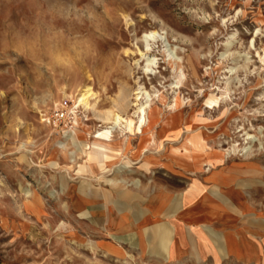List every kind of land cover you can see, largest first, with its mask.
<instances>
[{
  "label": "rangeland",
  "instance_id": "1",
  "mask_svg": "<svg viewBox=\"0 0 264 264\" xmlns=\"http://www.w3.org/2000/svg\"><path fill=\"white\" fill-rule=\"evenodd\" d=\"M73 4L78 20L56 14ZM175 99L178 128H138L137 104L163 116ZM114 113L135 125L108 135ZM190 137L264 164V0H0V264H159L104 253L71 197L141 182Z\"/></svg>",
  "mask_w": 264,
  "mask_h": 264
},
{
  "label": "crops",
  "instance_id": "2",
  "mask_svg": "<svg viewBox=\"0 0 264 264\" xmlns=\"http://www.w3.org/2000/svg\"><path fill=\"white\" fill-rule=\"evenodd\" d=\"M167 164L150 161L132 186L94 184L71 197L99 248L159 264H264V164L212 153Z\"/></svg>",
  "mask_w": 264,
  "mask_h": 264
},
{
  "label": "bare ground",
  "instance_id": "3",
  "mask_svg": "<svg viewBox=\"0 0 264 264\" xmlns=\"http://www.w3.org/2000/svg\"><path fill=\"white\" fill-rule=\"evenodd\" d=\"M154 34H156V33L154 32ZM154 36H158V35H154ZM155 38H157V37H155ZM143 41H145V40H143ZM153 51H155V50H153ZM153 51L149 47L146 48V51H142V49L139 47L135 51L133 50L134 53H139V55H141L142 57H145L147 54H152ZM149 63H154V60L152 59V60L147 62L148 67H149ZM142 73L144 75H148V76L152 74L148 71V68H147V70H144ZM88 93H89V90H87L85 93H83V95L78 99L79 102H82L86 105H89L88 98L90 97V94H88ZM141 93H142L141 91L136 93V94H138L137 101L141 100V98L139 97V95ZM137 105L139 106V108L141 110L140 114L138 115L139 116L138 117V123H139L138 128L141 129V131L142 130H151L158 122L162 123L164 130H168L170 128L176 129L180 125V114H179V109H177L178 108L177 107V99H175L174 104L172 106H170V107L174 108V111L171 113H168L166 115H163V116L160 113V108L156 105L154 107H152L150 105L146 111H144L145 108H141L142 107L141 104H137ZM75 107H77V106H75ZM76 115L77 114H75V120H74L75 126L70 131H73L76 128V125H77ZM106 120H110L109 123L113 124L112 127H107L108 129H110V130L106 131L108 135H111V133H113L115 129H117L119 133L123 134L125 132L124 129H127V128L131 129V127L133 125H135L134 120L132 118H125L119 113H114L111 118L108 117ZM82 126L86 130L87 125L82 123ZM76 131L77 130L74 131V134H78ZM79 132H80V135L84 138V135L81 134V132H83V131L79 130ZM71 138L73 141V135L71 136ZM151 142H155V141L153 140ZM107 144H109V143L107 142ZM58 147L60 148V151H66L68 144H66V143L61 144V145H58ZM182 148L185 151V156L191 160L196 159L197 156L200 155L199 150L196 147V142H194L191 137L186 140V143L182 145ZM103 149L104 148L97 146V145L92 146L91 150L87 151V156H88L90 162L93 163L98 158L102 159L103 158L102 154L104 153V152H102ZM174 150L178 151L177 149H174Z\"/></svg>",
  "mask_w": 264,
  "mask_h": 264
},
{
  "label": "clouds",
  "instance_id": "4",
  "mask_svg": "<svg viewBox=\"0 0 264 264\" xmlns=\"http://www.w3.org/2000/svg\"><path fill=\"white\" fill-rule=\"evenodd\" d=\"M56 14L65 20L79 19V12L81 10L75 7V4L68 6L67 8L56 9Z\"/></svg>",
  "mask_w": 264,
  "mask_h": 264
}]
</instances>
